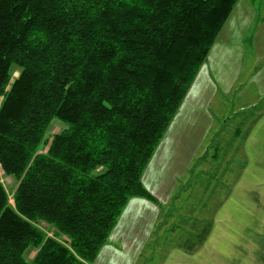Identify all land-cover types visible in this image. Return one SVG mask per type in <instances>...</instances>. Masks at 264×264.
Masks as SVG:
<instances>
[{"label":"trees","instance_id":"obj_1","mask_svg":"<svg viewBox=\"0 0 264 264\" xmlns=\"http://www.w3.org/2000/svg\"><path fill=\"white\" fill-rule=\"evenodd\" d=\"M238 2L0 0V264H93L155 202L145 171Z\"/></svg>","mask_w":264,"mask_h":264},{"label":"crops","instance_id":"obj_2","mask_svg":"<svg viewBox=\"0 0 264 264\" xmlns=\"http://www.w3.org/2000/svg\"><path fill=\"white\" fill-rule=\"evenodd\" d=\"M243 75L246 77L245 83H243L244 90L239 92V97L248 103L250 109H258L259 106L264 105V0H239L171 125L173 126L178 119L179 121L198 119L197 126H203L207 122L206 103L209 104L213 98L216 99L219 94L217 88L219 87L220 91L225 92L226 81L229 84L237 80L239 82ZM234 92L236 93V91ZM220 102L217 111L220 110ZM261 110H264V107ZM222 123L224 124L222 126H225L226 121L223 118ZM193 126L195 127V125ZM251 126V130L244 138L245 155L248 162L243 168V178L238 179L239 183L234 184L233 190L236 192L237 185L241 184L240 181L245 180L244 190L247 191L248 188L258 190L259 202H223L221 207L219 208L218 205L216 210L213 209L210 218L204 221L207 223L204 228L191 233L190 238H194L195 242L185 241L184 238L187 236L184 237L182 229H179L180 238L184 239V241H179V245H162L167 248L149 247L148 243L152 238L156 239L157 246H159L160 238L164 237V233H172L171 230H165L169 224L168 220L165 221L169 216L165 211L171 204L168 200L172 193L170 192L169 196L165 197L160 194V191L168 187L171 190L173 179L169 176L166 180L163 173L158 175L152 171L154 161H156L157 152H155L156 154H154L155 156H153L142 179L144 187L155 199V202L138 198L131 199L108 242L93 264H104V261L111 258L117 260L122 257V254L134 256V261L132 260V263L128 264H138L139 262L151 264L150 261L154 260V257L151 256L157 252L160 259L156 258L159 260V263L156 264H264V112ZM168 131L170 130L168 129ZM240 132L236 130L232 137L241 136ZM218 133L217 135L220 136L225 134L221 129ZM186 134V137H180L181 141L189 138L187 129ZM217 139L218 137H215V140ZM213 146L214 139L211 142L213 154L210 156V162H217L219 147L218 145ZM208 153V149H204L202 158H197L201 159L200 166H203V159L209 157ZM185 157L188 156L184 155ZM252 166L255 171L252 170ZM194 171L197 173L199 169ZM190 172L189 167L188 170L177 173L175 190L178 182ZM213 184L212 181L207 184L208 191L214 190V187L211 186ZM186 185H188V181ZM215 185L219 186V182H216ZM165 198L168 200L165 201ZM176 203L180 205V208L182 205L186 206V203L181 199ZM237 219H244L251 224L258 222V225H253L251 235H249V231L244 233L242 238V234L234 230ZM200 224L203 222L200 221ZM257 226L258 229H256ZM251 227L250 225L247 228L251 229ZM231 239H235L236 242L227 243ZM241 239L242 241H238ZM170 241L173 243L172 240ZM147 255L149 256L147 257Z\"/></svg>","mask_w":264,"mask_h":264},{"label":"rangeland","instance_id":"obj_3","mask_svg":"<svg viewBox=\"0 0 264 264\" xmlns=\"http://www.w3.org/2000/svg\"><path fill=\"white\" fill-rule=\"evenodd\" d=\"M215 70L217 71V68ZM18 76L19 71L15 68L13 71V79ZM245 78L246 77L243 75L239 82L237 80L232 84H229L228 81H226V87L228 89L226 88L225 92L220 91L219 87L217 88L219 94L216 99L213 98L211 103H206V110L208 111L207 122L204 123L203 126H197L196 122L198 119H190L188 121H179L178 119L173 126L171 125V129L169 128L170 131L167 132L164 139L161 141L160 147L162 148L160 149V147H158L156 151L157 154L155 153L156 161H154L152 171L156 172L158 175H162L163 173L166 180H168L167 178L169 176L173 179V188L171 190L168 187L167 189H162L160 191V194L165 197H168L170 192L172 193L169 200L165 198V201L168 200V202H171L165 211L170 216H168L165 220H168L167 223H169L167 228L165 227V230H171L172 233H164V237L162 236L164 240L163 238H160L161 242L158 244L159 246H157L156 239L154 240L152 238L148 243L149 247L167 248L164 246H170L172 244L179 245V241H184V239L187 242H195L194 238H190V236H192L191 233H195V231L204 228L205 224H207L204 221L208 220L213 209L216 210L218 205L220 208L223 202H259L258 190H255L254 188H248L247 191L244 190L243 183H245V180L240 181L241 184L237 185L238 189L236 192L233 190L234 184L239 183L238 179L240 177L243 178V168L248 162L245 155L244 138L251 130V125L257 121L264 112V110H261L264 105L259 106L258 109H250L248 103L241 100L239 97V92L244 90L243 83H245ZM234 91H236V93ZM1 101L2 100L0 99V103ZM219 102L220 110L217 111ZM222 118L226 121L225 126H222L224 125L222 123ZM193 125H195V127ZM62 129L63 126L61 124L55 123L50 128L48 136L52 137L60 133ZM186 129L189 134V138L181 141L180 137L187 136ZM220 129L225 132L224 135H217ZM236 130L241 131V136L238 135L232 137V134ZM204 137L206 138L204 139ZM215 137H218V139L215 140ZM213 139V147H216V145L219 147V160L217 162H210V156L213 154L211 149V142ZM204 149H208L209 157L203 159V166H200L199 164L201 163V159L197 158L201 157ZM46 150L47 147L44 148L43 152ZM184 155L188 157L184 158ZM253 166L252 170L255 171ZM189 167L191 172L187 174L183 180L178 182V189L176 188L175 190L177 185L175 176L177 173L188 170ZM196 169H199L197 173L194 171ZM0 179L5 186L10 199H12V194L16 188V181L13 178L5 176L1 168ZM185 180L188 181V185H186L187 181ZM211 181L214 183L211 185L214 187V190L208 191L207 184L211 183ZM216 182H219V186L215 185ZM183 189H185V192ZM181 195L182 197H180ZM179 199L186 203V206L182 205V208H180V205L176 203ZM248 214L250 215V213ZM200 221H202L203 224H200ZM250 225L252 226L251 229L247 228L250 227ZM253 225H258V222L251 224L246 222L244 219H237L234 225V230L235 232L241 233V237L243 238L244 233H248L250 231L249 235L252 234L251 230L254 227ZM39 228L42 229L49 237L54 236V230L45 224H39ZM179 229H182V235H184V237L187 236L186 238H180V234L178 232ZM256 229H258V226ZM159 234L161 233L159 232ZM246 238L244 239L245 243ZM59 240L64 241V238L61 237ZM170 240H172L173 243ZM233 241L236 242L235 239H231L227 241V243L230 242L231 244ZM238 241H242V239ZM222 245L225 244L222 243ZM35 255L36 251H32L29 255V259H33ZM121 256L122 257L117 260H114L113 258L106 260L104 261V264H128L132 263L134 258V256L130 255L125 256L122 254ZM148 256L149 255H147V257ZM151 257H154V262L150 261L151 264L159 263V260H157L160 259L158 252ZM142 258H144V256H142ZM138 264H143V262H139Z\"/></svg>","mask_w":264,"mask_h":264}]
</instances>
